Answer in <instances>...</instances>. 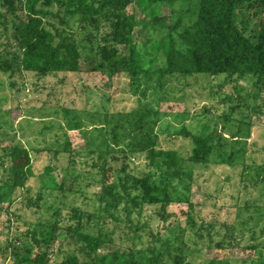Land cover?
<instances>
[{
    "label": "rangeland",
    "instance_id": "374dc122",
    "mask_svg": "<svg viewBox=\"0 0 264 264\" xmlns=\"http://www.w3.org/2000/svg\"><path fill=\"white\" fill-rule=\"evenodd\" d=\"M144 6L140 2L126 8L138 22L133 34L139 44L152 32L144 23L155 15L165 16L167 24L180 18V31L195 18L197 5L193 0L171 7L153 4L148 10ZM25 17L20 5L10 11L0 1V53L5 54V47L8 48L7 57L14 72L0 73V146L20 144L32 149L36 175L43 173L48 163L54 167L49 180L55 189H43L39 209L27 206L21 196L26 194L22 193L10 206L13 222L42 224L39 227L46 239L40 247L32 246L33 252L47 251L52 264L78 248L73 231H64V227L75 225L71 218L74 209L81 211L83 231L95 234L101 228L95 215L89 220L86 215L100 214L106 205L99 200V167L113 154L117 160L109 162L110 170L107 166L109 181L121 194L122 185L127 186L138 203L129 218L124 212L117 213L122 220L120 227L114 229L116 224L107 223L104 227L108 226L110 232L101 231L108 240L99 252L100 257L106 255L104 264H119L128 258L131 249L140 263L149 264L157 254L155 248L167 240L177 244L183 228H189L188 209L197 227L203 223L214 226L211 236L214 241L222 238L226 248L204 245L184 249V264H264V78L160 76L153 69L139 77L121 73L109 78L99 71L85 70L89 62L97 59L86 50L82 51L81 71L37 76L19 70L21 49L13 34L20 18ZM70 22V29L78 31L74 20ZM100 30L103 34L109 27L103 24ZM167 31L164 28L156 35ZM82 36L77 33L78 42ZM119 49L128 54L124 45H119ZM140 118L142 125L147 126L144 131L138 128ZM183 128L191 133L203 132L212 146L208 161L191 169L192 179L185 176L184 181L174 179L171 183L164 179L169 184L168 192L173 193L172 187H176L183 200L149 203L136 199L141 194L134 183L138 178L148 175L160 184L161 176L166 174L163 166L149 163L147 151L138 149V141L149 134L148 140L156 146L176 149L186 166L193 142L181 134ZM134 146L136 150H131ZM103 149L110 152L99 153ZM64 178V189H58ZM37 190L41 189L32 186L31 194L34 196ZM5 217L2 212L0 222ZM54 222L62 227L59 235L64 234L50 243L47 238ZM6 231L0 223V264H30L29 259H24L20 244L3 249ZM77 254L82 262L87 261L80 252Z\"/></svg>",
    "mask_w": 264,
    "mask_h": 264
},
{
    "label": "trees",
    "instance_id": "16d2710c",
    "mask_svg": "<svg viewBox=\"0 0 264 264\" xmlns=\"http://www.w3.org/2000/svg\"><path fill=\"white\" fill-rule=\"evenodd\" d=\"M0 1L1 5L10 11H14L20 5L26 14V17L20 18L15 26L13 39L21 49L19 70L32 72L37 76L43 77L63 71H81L82 51L86 50L89 56H97V59L89 62L85 70L99 71L109 78L121 73L139 77L141 74H149L152 69L159 72L160 76L204 74L229 77L253 75L259 80L264 78V0H194L197 5L195 18L185 24L182 30H177L182 23L180 18L174 23L167 24L165 16L155 15L150 21L144 23L152 32H149L147 39L140 44L135 41L133 34V27L138 22L126 10L130 4L143 2L145 10H148L153 4L171 7L177 2L186 3L193 0ZM72 19L77 24L78 31L70 29ZM103 24H107L109 30L101 34L100 28ZM164 28L168 31L157 36L156 33ZM79 32L83 34L80 42L76 39ZM119 45H124L128 49V54H123ZM8 54L7 47H5V54L0 53V73L12 75L14 72L12 63L7 57ZM139 122L140 131L147 129V126L142 125V118ZM181 134L190 137L193 142L191 154L187 159L189 164L186 166L182 165L183 157L176 149L156 146L155 142L148 140L149 134H144L140 138L137 144L138 149L147 151L149 163L163 166L161 168H164L166 174L161 176L163 179L160 184L151 181L148 175L138 178L134 183L141 190V194L136 199L149 203H171L173 198L183 200V195L176 191V187H172L173 193L168 192L169 184L164 179H170V183L174 179L182 182L185 176L192 179L191 169L197 164L208 161L212 146L209 143V137L203 132L191 133L187 128H183ZM137 146L131 150H136ZM0 149H2L0 218L2 212L6 213L5 220H1L0 223L7 229L3 249H9L13 243L20 244L23 248L22 253L26 255L24 259H29L30 264H49L50 256L47 251L33 252L32 248V246L40 247L46 239L43 236V228L39 227L42 224L13 222L10 206L16 200L17 194L22 193L26 194L21 196L27 206L39 209L43 189L53 188L50 186L49 177L54 167L52 163H48L44 166L43 173L36 175L33 168V150L28 146L11 144L4 148L0 146ZM99 151V153L110 152L106 149ZM58 152L55 151V154ZM115 160H117L116 156L111 154L109 161L105 158L99 167L102 172V178L99 181V200L101 203H106L105 207L100 209V214L86 215L87 220L95 215L101 228L98 227L99 230L95 234L83 231L81 211L74 209L71 218L74 219L75 225L64 227V231L68 234L71 230L73 231L78 248L66 255L59 263L52 264H86V262L104 264L106 255L100 257L99 252L108 240L101 231L106 229L110 232L108 226L104 227L107 223L116 224L114 229L117 226L120 227L122 220L117 213L124 212L129 218L132 207H136L138 203L130 196L127 186L122 185L124 194H121L117 191L115 183L109 181L107 166L109 165L110 170L109 162ZM68 166L69 164L66 168H69ZM45 178L47 180L43 182ZM66 181L64 178L58 189H64ZM32 186L41 189L37 190L34 196L31 194ZM189 206L192 207V204ZM186 214L189 228H183L177 238V244L167 240L162 242L160 247L155 248L157 254H154L149 264H184L186 258L183 254L184 249H196L204 245L226 248L222 238L214 241L211 236L210 231L214 226H206L203 223L197 227L191 210L188 209ZM22 226L24 228H21ZM51 226L50 235L47 238L50 243L54 242L57 236L64 234L59 235L58 231L62 228L59 224L54 222ZM11 227L13 231L10 232ZM77 252H80L87 261L82 262ZM132 254L131 249L128 258L119 264H143ZM94 258L96 259L91 261ZM97 261L100 262L97 263Z\"/></svg>",
    "mask_w": 264,
    "mask_h": 264
}]
</instances>
